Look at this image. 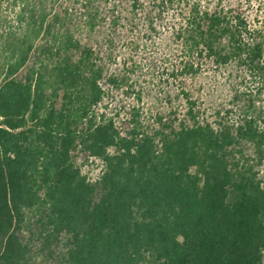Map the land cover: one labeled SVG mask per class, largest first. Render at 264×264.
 <instances>
[{"label": "trees", "instance_id": "obj_1", "mask_svg": "<svg viewBox=\"0 0 264 264\" xmlns=\"http://www.w3.org/2000/svg\"><path fill=\"white\" fill-rule=\"evenodd\" d=\"M203 2L191 4V52L263 78L264 31L250 33L224 0ZM109 4L32 5L6 41L0 264H264V126L252 94L234 95L237 117L211 121L186 93L192 123L158 135L122 127L102 107L103 60L80 37L107 22ZM91 158L103 162L96 180L80 166Z\"/></svg>", "mask_w": 264, "mask_h": 264}, {"label": "rangeland", "instance_id": "obj_2", "mask_svg": "<svg viewBox=\"0 0 264 264\" xmlns=\"http://www.w3.org/2000/svg\"><path fill=\"white\" fill-rule=\"evenodd\" d=\"M62 0H4L1 5L0 71L5 61L7 39L19 36L24 12L32 5L48 9ZM134 0H111L105 5L107 22L93 31L84 29L81 39L98 50L106 74L103 86L106 97L103 110L114 116L122 127L138 123L146 131L158 135L192 123L186 93L209 120L216 121L219 112L237 117L243 100H236L237 91L243 99L255 100L262 111L264 126V77L253 74L236 62L217 65L212 59L203 60L191 52V28L188 21L195 0H169L160 6L157 0H143L134 8ZM206 3L207 0H202ZM216 1V0H213ZM238 8L250 23V33L264 31V0H224ZM117 16L119 18H117ZM116 20V25L113 22ZM17 34V35H16ZM200 68L192 71L191 63ZM115 76L117 84L109 82ZM90 179L99 178L103 170L100 159L91 158L81 164ZM264 176V162L262 166ZM1 249V243H0Z\"/></svg>", "mask_w": 264, "mask_h": 264}]
</instances>
